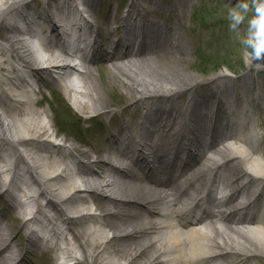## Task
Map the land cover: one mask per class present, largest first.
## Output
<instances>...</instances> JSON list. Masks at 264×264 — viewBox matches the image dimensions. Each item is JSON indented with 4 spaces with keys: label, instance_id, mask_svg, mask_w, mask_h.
<instances>
[{
    "label": "bare ground",
    "instance_id": "bare-ground-1",
    "mask_svg": "<svg viewBox=\"0 0 264 264\" xmlns=\"http://www.w3.org/2000/svg\"><path fill=\"white\" fill-rule=\"evenodd\" d=\"M103 1L0 0V17L46 25L37 57L17 25L0 33V264L42 253L50 264L264 260V65L193 75L182 28L194 0H129L100 15ZM66 35L87 55L70 56ZM110 81L129 104L98 145L59 137L35 108L38 84L51 82L77 111L106 112Z\"/></svg>",
    "mask_w": 264,
    "mask_h": 264
},
{
    "label": "rangeland",
    "instance_id": "rangeland-1",
    "mask_svg": "<svg viewBox=\"0 0 264 264\" xmlns=\"http://www.w3.org/2000/svg\"><path fill=\"white\" fill-rule=\"evenodd\" d=\"M128 3L129 0H104L101 3V7L99 8L101 10L98 13L101 15L111 5H120L122 10H124ZM237 3L238 0H195L186 9L184 17L185 26L182 30L185 32L187 29L188 33L194 39L193 42L191 41L190 54L188 56L187 71L189 73L203 77L219 71H224L232 76L247 74L249 72L250 68L245 62L246 49L237 41L234 34L228 30V8L235 6ZM241 27L244 26L242 25ZM5 31L0 17V33L4 34ZM23 43L26 49L32 52L35 57L38 56V52L40 53V51L37 48L31 47L29 43V46L25 42ZM95 65L98 66L97 63ZM106 69V64H103V67L99 68L101 78L106 74ZM254 73L251 72V77L257 80L259 77L255 78ZM50 80L52 82V79ZM51 82L38 84L40 93H36L38 104L35 108L40 113V118L43 117L42 120L46 121V116L48 120L51 118V121H53L52 130L59 137L67 138L72 136L78 140L85 138L86 142H92L98 145L100 143L99 139H97L98 134L99 136L102 134L101 132L97 133V135L95 134L100 126L110 128V131L113 132L115 129L113 122L115 119H119V113L117 111L122 107L125 108L129 104L123 88L117 83L110 81V83L108 82L109 86L106 87L107 90L101 88L104 102L108 105L106 112L85 113L84 111H77L68 100L69 94L66 88H60L57 84ZM98 83L101 86L102 83L99 81ZM53 93H55L54 96H52ZM92 114L95 116L94 119L89 118ZM128 114V119L132 121L136 120L137 112L135 110L132 109ZM69 119H71V124L74 126L73 129H66L65 126H62ZM0 157H2V152H0ZM2 199L4 200V197ZM3 206L4 215H2V211L1 215L5 221L9 216L6 213L7 206L5 204ZM40 255L47 257L46 253ZM25 259H31L34 262L33 264H38L31 256H26ZM46 263L50 264L48 261ZM256 264H264V260H258Z\"/></svg>",
    "mask_w": 264,
    "mask_h": 264
},
{
    "label": "clouds",
    "instance_id": "clouds-1",
    "mask_svg": "<svg viewBox=\"0 0 264 264\" xmlns=\"http://www.w3.org/2000/svg\"><path fill=\"white\" fill-rule=\"evenodd\" d=\"M227 20L228 30L246 49V65H264V0H238L228 8ZM57 264H65L64 255L59 256Z\"/></svg>",
    "mask_w": 264,
    "mask_h": 264
}]
</instances>
